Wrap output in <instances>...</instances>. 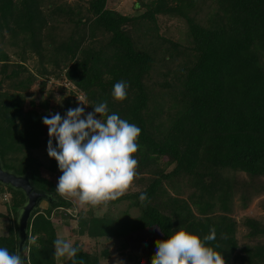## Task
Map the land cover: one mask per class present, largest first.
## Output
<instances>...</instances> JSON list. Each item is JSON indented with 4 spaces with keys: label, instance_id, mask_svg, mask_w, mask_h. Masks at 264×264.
<instances>
[{
    "label": "trees",
    "instance_id": "trees-1",
    "mask_svg": "<svg viewBox=\"0 0 264 264\" xmlns=\"http://www.w3.org/2000/svg\"><path fill=\"white\" fill-rule=\"evenodd\" d=\"M133 5L130 14L109 7L107 0H0V85L25 89L38 75L64 76L76 87V98L82 92L88 111L106 100L109 114L142 129L134 180L141 187L123 196L138 207L136 214L91 213L71 230L95 241L117 238L123 250L131 233L150 225L159 228L160 240L181 227L201 237L214 227L217 238L210 243L220 245L227 264H264V241L239 245L232 214L264 194V0H135ZM158 14L183 19V37L159 32ZM121 80L130 84L123 102L111 95ZM7 96L0 98L3 167L29 172L35 186L51 194L44 198L47 206L39 201L29 217L23 255L31 264H56L54 220L73 216L66 209L71 201L55 192L33 150L50 139L43 117L66 116L71 100L60 94L55 103L44 97L23 107L21 91ZM50 159L47 170L56 171L58 162ZM5 188L13 193L17 217L24 193L0 182L2 192ZM142 192L149 198L144 204ZM242 223L251 237L264 235V220L246 215ZM14 227L0 234V247L13 253ZM29 235L38 247L28 243ZM73 244L80 248L76 264H100L111 256L107 246L91 251ZM149 250L145 264H151L156 244ZM63 264L72 261L64 258ZM123 264L143 263L132 258Z\"/></svg>",
    "mask_w": 264,
    "mask_h": 264
},
{
    "label": "clouds",
    "instance_id": "clouds-1",
    "mask_svg": "<svg viewBox=\"0 0 264 264\" xmlns=\"http://www.w3.org/2000/svg\"><path fill=\"white\" fill-rule=\"evenodd\" d=\"M129 87V82L118 81L113 86L112 97L123 102L128 98ZM77 99L80 105H89L85 97ZM93 107L94 111L88 113L83 106L69 108L66 116L54 113L51 118L43 117V123L48 126L50 137L48 155L58 162L62 172L55 192L79 206L97 208L107 207L128 194L138 177L139 161L135 154L140 147L142 129L118 114H109L106 100ZM139 200L141 204L148 201L147 193L142 192ZM216 238L214 227L203 237L181 227L167 239L156 241L151 264H227L220 245L210 243ZM28 243L38 247L34 236H28ZM54 249L57 261L66 258L76 264L80 248L70 239L58 235ZM0 264H31V260L21 250L13 253L0 247Z\"/></svg>",
    "mask_w": 264,
    "mask_h": 264
},
{
    "label": "rangeland",
    "instance_id": "rangeland-1",
    "mask_svg": "<svg viewBox=\"0 0 264 264\" xmlns=\"http://www.w3.org/2000/svg\"><path fill=\"white\" fill-rule=\"evenodd\" d=\"M135 0H107V5L109 7H113L119 10L122 13H130L132 14L135 10L134 3ZM199 15L203 16L205 12V8L201 9ZM158 31L167 34V36L172 37L173 39H181L183 37V31L185 28V22L183 19L170 16L158 14L157 17ZM25 74V73H21ZM26 75V74H25ZM24 75V76H25ZM0 74V78H1ZM42 75H38L35 79L27 85V87L15 89L12 86H8L6 83L1 84V89L6 91L8 96L0 92V98L3 96H7L9 98V93L12 91H21L24 95V106L28 107V102L33 99L35 102H39L45 98L49 99V103H55L60 94H64L66 97H70L71 100V108H75L77 106L85 107V113H88L87 106L80 105L78 99L75 97L76 87L67 80L64 76H54L49 75L45 80H43ZM24 89V91H23ZM73 89V90H72ZM77 91V90H76ZM82 95V92H77V96ZM39 104V103H38ZM38 110L41 109L40 105L35 106ZM51 114L53 111H48ZM56 113V112H55ZM54 114V113H53ZM52 115V114H51ZM98 118V117H97ZM48 142L43 141L39 147L33 150V153L38 158L40 168L42 173L45 176H48L56 185L58 183V178L62 175L61 170L57 167L56 171H49L47 167L50 165V157L47 151ZM11 155V153H9ZM141 184L133 182L128 193H132L138 189H140ZM13 195L12 191L8 188L2 192L0 189V211L4 212V215H0V234H7L9 230V226H13L15 224L14 211L12 209L10 200ZM71 205L66 209L73 214L70 217H61L59 219L54 220V224L60 236L66 237L70 239L73 243L76 241L84 246V248L93 250H100L104 246L109 247L111 256L108 258H101L100 264H123L124 262H131L132 258L136 260L137 258H141L142 263L145 264L146 258L149 253V249L152 248L156 241L161 237V232L156 225H150L145 227L144 229H140L137 232H133L130 234L131 238L129 239V245H127L123 250H119L117 247L120 244V241L117 238L112 239H101L99 241H95L94 238L89 237L85 233L80 234L75 230H71V227L76 228L77 222L80 217H87L91 213L96 214H109L119 216L123 212L129 213L130 215L136 214L138 207L131 204V199L127 197H121L120 199L111 202L107 207H97L93 208L91 206H79V204L71 199ZM235 202L238 203V197L236 196ZM47 200L42 199L39 203L41 208H45L47 206ZM264 194L262 196L254 197L251 201L249 207L246 209H241L236 207L233 214V217L236 219V232L235 236L238 241V244L241 245L244 242H257L258 240L264 241V235H256L251 237L248 234L247 227L242 223V217L249 215L260 218L264 220ZM18 208V207H17ZM56 209H54L55 211ZM15 230V227H14ZM17 232V228L15 230ZM64 258H61L59 261L56 260V264H63Z\"/></svg>",
    "mask_w": 264,
    "mask_h": 264
},
{
    "label": "water",
    "instance_id": "water-1",
    "mask_svg": "<svg viewBox=\"0 0 264 264\" xmlns=\"http://www.w3.org/2000/svg\"><path fill=\"white\" fill-rule=\"evenodd\" d=\"M1 86V85H0ZM1 88V87H0ZM0 182L8 184L24 193L25 199L17 209V247L23 252V246L27 239L28 220L32 211L37 208L41 199H49L51 194L44 192L35 186L29 172L16 173L12 169L3 167L0 160Z\"/></svg>",
    "mask_w": 264,
    "mask_h": 264
},
{
    "label": "crops",
    "instance_id": "crops-1",
    "mask_svg": "<svg viewBox=\"0 0 264 264\" xmlns=\"http://www.w3.org/2000/svg\"><path fill=\"white\" fill-rule=\"evenodd\" d=\"M41 201V200H40Z\"/></svg>",
    "mask_w": 264,
    "mask_h": 264
},
{
    "label": "flooded vegetation",
    "instance_id": "flooded-vegetation-1",
    "mask_svg": "<svg viewBox=\"0 0 264 264\" xmlns=\"http://www.w3.org/2000/svg\"><path fill=\"white\" fill-rule=\"evenodd\" d=\"M44 199V198H43Z\"/></svg>",
    "mask_w": 264,
    "mask_h": 264
}]
</instances>
